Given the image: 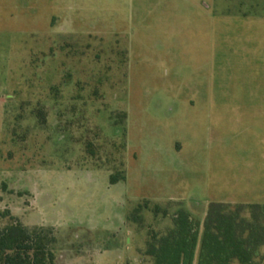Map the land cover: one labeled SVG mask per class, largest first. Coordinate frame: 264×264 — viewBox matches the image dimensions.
<instances>
[{
	"label": "rangeland",
	"instance_id": "1",
	"mask_svg": "<svg viewBox=\"0 0 264 264\" xmlns=\"http://www.w3.org/2000/svg\"><path fill=\"white\" fill-rule=\"evenodd\" d=\"M211 203L264 204V0H0V228L153 264Z\"/></svg>",
	"mask_w": 264,
	"mask_h": 264
},
{
	"label": "trees",
	"instance_id": "2",
	"mask_svg": "<svg viewBox=\"0 0 264 264\" xmlns=\"http://www.w3.org/2000/svg\"><path fill=\"white\" fill-rule=\"evenodd\" d=\"M126 180L111 176V184ZM145 202L136 210L133 221ZM164 218L169 209L156 205ZM172 226L152 231L144 255L154 264H264V204L211 203L203 220L185 207L171 215ZM55 241L44 229H29L15 217L0 228V264H56L50 245Z\"/></svg>",
	"mask_w": 264,
	"mask_h": 264
},
{
	"label": "crops",
	"instance_id": "3",
	"mask_svg": "<svg viewBox=\"0 0 264 264\" xmlns=\"http://www.w3.org/2000/svg\"><path fill=\"white\" fill-rule=\"evenodd\" d=\"M207 212V211H206ZM205 215H206V213H205ZM172 223V222H171ZM171 226H172V224H171ZM148 257V256H147ZM150 258V257H149ZM151 259V258H150ZM151 261L153 262V260L151 259ZM153 264H154V262H153ZM194 264H197V260H195V263Z\"/></svg>",
	"mask_w": 264,
	"mask_h": 264
}]
</instances>
